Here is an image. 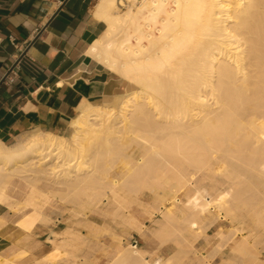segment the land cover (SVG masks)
Returning a JSON list of instances; mask_svg holds the SVG:
<instances>
[{
    "label": "bare ground",
    "instance_id": "1",
    "mask_svg": "<svg viewBox=\"0 0 264 264\" xmlns=\"http://www.w3.org/2000/svg\"><path fill=\"white\" fill-rule=\"evenodd\" d=\"M93 8L105 27L86 52L129 89L116 101L83 100L67 136L0 139V230L6 208L30 207L51 225L48 260L21 264H264V0ZM212 179L226 186L215 184L206 201ZM50 197L67 200L76 219L62 233L43 211ZM134 205L153 222L148 232ZM99 211L122 221L126 240L136 230L155 248L126 241L104 263L88 256L106 231L91 215ZM218 215L229 226L199 246ZM0 264L20 263L0 255Z\"/></svg>",
    "mask_w": 264,
    "mask_h": 264
},
{
    "label": "crops",
    "instance_id": "2",
    "mask_svg": "<svg viewBox=\"0 0 264 264\" xmlns=\"http://www.w3.org/2000/svg\"><path fill=\"white\" fill-rule=\"evenodd\" d=\"M95 2L0 0V139L16 138L6 144L65 135L83 100L116 101L127 90L86 52L105 27Z\"/></svg>",
    "mask_w": 264,
    "mask_h": 264
},
{
    "label": "rangeland",
    "instance_id": "3",
    "mask_svg": "<svg viewBox=\"0 0 264 264\" xmlns=\"http://www.w3.org/2000/svg\"><path fill=\"white\" fill-rule=\"evenodd\" d=\"M121 83H122V81H121ZM122 85H124V83H122ZM127 89H129V87ZM68 134H69V132L67 134H65V136H67ZM15 139L16 138H13L12 140L7 141L6 143H11ZM7 145H10V144H7ZM201 177L202 176L199 175V178H201ZM212 180L214 181V179H212ZM203 181H199V183H201ZM213 183H212L213 185L211 184L212 188H211V186H209L208 189L203 192V195H204V198L206 199V201L210 200L211 193H214V190L216 189L218 184H221L220 182L218 183L217 181L216 182L214 181ZM221 185L226 186V184H221ZM18 190L21 192L23 191L22 189H18ZM218 190H220V189H218ZM214 201H216V200L211 201L210 207L216 206V202H214ZM66 203H67V200H65V199L62 200V198L60 199V198H53V197L51 198L50 197L48 199V202L45 203V205H44L43 211L45 213H47V215L50 216L56 222V226H55L54 230L57 233H59L63 230H66L67 227H70L76 221L75 217H73L71 215V213H72V211L70 210L71 206L69 204H66ZM213 203H215V205ZM133 208H136L138 211H136ZM133 208L131 210V213H134V216H136V218L138 219L139 224L142 227L141 231L148 232L152 228L153 222L151 221V219H149L148 214L144 213V211L139 209V206L137 207L134 205ZM5 212H6V222L1 227V230H0V255L2 257H5L8 260H11L13 262L20 263V264L24 260H31L32 262H34V259L48 260L47 256L51 252V248H49L50 242L48 240L52 237L51 233L48 232V231H50L48 229H51V225L50 224H44L43 222L38 221L39 218H41V215L43 213L36 211V210H33L30 207L25 208V209H21L19 211H15L12 208H10V209L6 208ZM104 214L102 213V211L91 214L96 219L98 224L102 228H105L106 231L101 236V238H100L101 242L98 245L92 244L91 247L86 249V254L88 256H92L95 254L96 258L98 257L96 260L99 259V261L101 263H104V260H107L106 258L109 256L108 252L111 253L112 250H114L119 245H122V243L124 245L126 243V241H128L129 243H132L135 241L134 244L137 243L139 246H141L142 248H145L148 251H151L152 249L155 248L154 241L152 240L153 238H151V237L149 238V236H144L143 234H141L140 232H138L136 230H134V231L131 230L132 233L127 237V240H126L125 234H124V224L122 223V221L119 220V218H117L113 221V220H111L113 217V216H111V214H110V217H109V213L107 215L106 214L104 215ZM102 216H103V218H102ZM66 217L67 218L69 217V218L67 219ZM71 218H72V220H71ZM63 220L64 221L66 220L67 222L68 221L69 222L67 223V222H64ZM141 220H142V222H140ZM37 221H38V223H37ZM228 222H229L228 219L223 218L222 215H218V218L215 220L214 227L211 226L209 223H206L205 225H203L202 234L198 240V245L200 246L202 244L203 239H205L206 236L207 237H210L211 235L213 236L216 229L226 228L227 226H229ZM142 223H143V225H142ZM69 224H71V225H69ZM114 224H116V225H114ZM21 225H22V227H21ZM37 225H38L37 235H35L33 233V231H34V227ZM26 227H28V228L26 229ZM106 227L107 228L109 227L110 229L109 228L107 229ZM111 227H112V229H111ZM29 228H30V230H29ZM27 230H29L30 232ZM81 230H82V233H86V230L84 228H82ZM46 235H47V237H45ZM61 235L59 234V235H57V237L60 238ZM45 238L47 240H45ZM119 242H121V243H119ZM259 245L261 246L262 243H259ZM100 247H101V249H100ZM149 248L151 250H149ZM103 249L107 252H104ZM204 250H206V251H204ZM207 250H208L207 248L200 249V251L203 252V254L206 253ZM84 257L85 256L81 255L80 259H84ZM29 258H31V259H29ZM22 259H24V260H22ZM55 259L56 260H71V259L63 257V256L56 257ZM37 260H35L36 263H37ZM56 264H65V263L63 261H60V262L58 261Z\"/></svg>",
    "mask_w": 264,
    "mask_h": 264
},
{
    "label": "built area",
    "instance_id": "4",
    "mask_svg": "<svg viewBox=\"0 0 264 264\" xmlns=\"http://www.w3.org/2000/svg\"><path fill=\"white\" fill-rule=\"evenodd\" d=\"M5 78L6 79H8L10 82H12L13 80H14V78H15V74L13 73V74H7L6 76H5Z\"/></svg>",
    "mask_w": 264,
    "mask_h": 264
},
{
    "label": "water",
    "instance_id": "5",
    "mask_svg": "<svg viewBox=\"0 0 264 264\" xmlns=\"http://www.w3.org/2000/svg\"><path fill=\"white\" fill-rule=\"evenodd\" d=\"M5 78V77H4ZM4 78L1 80V82L4 80Z\"/></svg>",
    "mask_w": 264,
    "mask_h": 264
}]
</instances>
